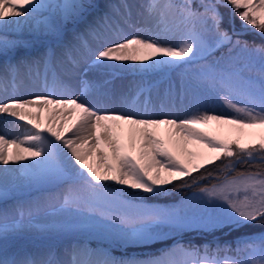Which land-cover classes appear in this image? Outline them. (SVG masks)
Masks as SVG:
<instances>
[{"label": "snow or ice", "instance_id": "6c2138e0", "mask_svg": "<svg viewBox=\"0 0 264 264\" xmlns=\"http://www.w3.org/2000/svg\"><path fill=\"white\" fill-rule=\"evenodd\" d=\"M90 7L84 0H0V28L15 25L22 30L28 25L35 38L50 41L41 56L15 59V50L28 47L29 42L0 36V56L5 58L0 89L7 92L17 87L21 67L28 68L30 75L35 67L44 89L42 94L0 100V118L24 124L20 136L9 139L0 134V169L5 176L0 198L10 191L9 174L13 188L70 181L54 211L75 219L53 227L86 230L123 247H151L169 233L193 226L217 230L264 224V170L225 175L219 183L199 188L202 198L215 208L196 217L142 202L143 193L161 195L169 185H197L212 176L209 168L217 166V161L224 173L235 171L239 164L264 168V46L234 40L239 34L221 27L224 17L219 11L230 8L245 29L250 25L264 37V0H200L198 8L193 0H146L140 7L142 15L153 20L149 27L132 23L133 5L127 0L109 5L110 11L93 22L85 16ZM79 23L85 24L84 30L74 27L67 39L68 25ZM124 26L133 30L127 32ZM88 36L99 41L96 48ZM226 45H232L226 60L199 65L195 77L198 86L217 94L224 106L219 113L216 108L201 110L199 105L183 116L151 113L147 108L141 112L134 104L116 110L86 98L100 93L109 81L81 79L73 92L71 76L82 62L88 68H130L142 76L166 77ZM236 48L240 52L231 55ZM57 49L60 63L69 65L68 79L52 70ZM245 52L259 54L258 68L257 58L251 56L241 63ZM154 86L141 80L136 94L150 93ZM213 122L234 135L225 137L202 127ZM245 135L254 138L243 141ZM109 182L135 190L141 202L125 199L130 194L122 190L109 192ZM38 210L37 202H17L11 209L0 210V264H264V233L242 240L234 255H220L232 251L228 245L212 248L177 242L156 253L121 258L80 244L65 251L67 259L53 249L37 256L24 252L17 240L33 227L32 217Z\"/></svg>", "mask_w": 264, "mask_h": 264}, {"label": "rangeland", "instance_id": "374dc122", "mask_svg": "<svg viewBox=\"0 0 264 264\" xmlns=\"http://www.w3.org/2000/svg\"><path fill=\"white\" fill-rule=\"evenodd\" d=\"M113 4L111 0H93L91 3L92 7L88 8L85 12V16L87 19H91L97 12L103 10L105 12H109V5H116L118 0H113ZM145 1L146 0H142ZM223 2V0H221ZM85 3H90L91 0H84ZM136 3H141L139 0H135ZM164 2V0H163ZM202 11V9H200ZM133 22V20H132ZM84 24H82L83 26ZM74 25H68V34L72 32V27ZM81 26V27H82ZM76 30L79 31V28ZM125 29H128L127 32L131 31V27L124 26ZM3 30V28H0ZM133 30V29H132ZM239 31V30H236ZM11 32V31H10ZM14 33V32H13ZM67 34V35H68ZM19 35V34H18ZM12 38V37H7ZM234 39V38H233ZM40 45L35 46L33 48L30 47H21L20 51L18 52V57H39L44 54L46 48L49 46L50 41L43 38H39ZM90 45L95 48L99 41L96 40L94 37L90 38L89 41ZM232 45H226L225 49L220 55H208L204 60H201L193 65H191L188 69L180 68L175 70L174 72L170 73L166 77H162L159 75H141L140 73H133L130 74L122 73L120 77L116 79H120L121 83L123 84V89L120 90L119 96L123 97L127 101L131 102L132 100L138 103L136 109L141 112H144L145 107L144 105H149L147 110L151 113H175L180 116H183L187 109L199 105L201 110L208 109V108H216L219 111H222L224 106L222 102L219 100V97L214 92L206 91L202 86H198V81L196 80V74L199 72V65L201 64H208L212 63L217 59H221L222 57L227 58L229 52V48ZM238 52H240L239 48L234 49L231 55L235 56ZM257 58V68L258 64V53H241V63L247 62L249 57ZM16 59V55L14 57ZM2 62H5V58H1ZM52 64L57 65V61L53 60ZM22 69L27 70L28 68L22 67ZM33 71L36 72L35 67H33ZM41 73H43V66L40 67ZM256 72L253 70L252 75H255ZM115 75V74H114ZM127 75V76H124ZM114 77V76H113ZM125 77V78H123ZM43 78V77H42ZM129 82H128V81ZM141 80H146L149 82H153L155 86L151 89L150 93H145V95H137L136 94V84ZM124 81V82H123ZM128 82V83H127ZM125 83V84H124ZM43 86V79L42 84ZM80 84H74L73 92H75L79 88ZM10 90V87L8 88ZM104 89L102 88L101 91ZM10 94V93H9ZM103 94V93H102ZM98 93H92V97L98 96ZM137 97V98H136ZM95 99H98L95 98ZM137 99V100H136ZM93 100V99H92ZM132 101V102H133ZM131 102V103H132ZM24 126V125H23ZM206 129L210 132H213L218 135L225 136L229 133L226 127L221 128L220 126L216 125L214 122L210 125L206 126ZM253 131V130H249ZM22 135V134H21ZM244 137V136H243ZM192 147V146H191ZM229 177L236 176L235 174H227ZM225 175H222L218 178L217 181L212 182L210 184L201 186H211L212 184L219 183L223 180ZM31 184H19L15 188L12 187V182L9 186V193L6 198H0V210L5 208L11 209L13 205L17 202H39L41 203L42 199L45 202L39 205V210L35 211L32 217V225L33 227L25 230L21 233L19 239L17 240V245L24 250V252L36 254L39 256L40 254H45L49 249H55L54 251L58 254L59 257L63 259H67L68 257L65 255V251L69 250L72 246L80 244L82 246H87L90 249H95L98 251L106 250L107 246H116L115 243H111L110 241L104 239L102 236L98 234H89L86 230H71V233H65V230H47L45 227H40L41 224L49 223L53 220L63 219L66 217H70L72 215L64 214L58 216H51L54 209L59 208L62 201V195L64 192L69 188L71 182L70 181H54V182H46L44 185L45 187H38V188H29ZM0 185H3L0 182ZM191 189L186 191L179 196L177 199L172 201H162V200H148L142 199V202L146 205H150L157 208L163 209H179L182 214H186L189 217H196L205 213V211H213L215 205H212L206 202L203 199V194L199 192V188ZM26 189L25 192H19L17 190ZM115 190H124L123 186L116 185V186H109L108 191L112 192ZM130 195L126 196L125 199H132L135 203H140V198H132L131 195H135V191L131 189L128 192ZM242 195V194H241ZM51 216V217H50ZM53 217V218H52ZM57 217V218H56ZM74 217V216H73ZM39 227V228H38ZM195 227V226H193ZM191 228V227H190ZM174 233V232H171ZM169 233V234H171ZM264 233V228L260 230H251L248 232V235L243 236L241 240H244L248 237L259 236L260 234ZM179 242V239L174 237L172 241L169 243V247L173 246L175 243ZM33 243H38L37 245ZM45 244L44 248H41L40 244ZM180 243V242H179ZM119 249L120 253H116L114 251H110V254L116 258H121L125 256H130L132 254H141L145 249H137V248H126L123 246H116ZM162 248H158L157 250H162ZM157 251V252H158ZM109 252V251H108ZM156 253V252H154ZM96 259L98 257H92Z\"/></svg>", "mask_w": 264, "mask_h": 264}, {"label": "trees", "instance_id": "16d2710c", "mask_svg": "<svg viewBox=\"0 0 264 264\" xmlns=\"http://www.w3.org/2000/svg\"><path fill=\"white\" fill-rule=\"evenodd\" d=\"M93 1V0H91ZM176 2H179V0H176ZM221 3H223L221 1ZM200 0H193V6L194 7H199ZM241 9L240 11H242ZM219 11L224 17L223 23L221 27L223 29H227L229 33H232L235 31V33L239 34L238 36H233L234 40L239 38L242 41H247L250 46L253 45H260L264 46V37H262L259 32L254 31L252 27L249 25L247 29L244 28L242 21L239 18L238 13L234 14L232 10L228 7H220ZM239 30V31H236ZM1 35H4L3 33H0ZM225 49L224 47H221L219 49H216L214 52L211 54L213 55H220L223 50ZM234 135V133H227L225 135ZM254 137L245 135L242 137L243 141H249L253 139ZM217 166H212L209 168V171L212 172V176L207 178V179H201L197 185L194 186H188V187H176L173 188L171 185L166 186L167 191L161 195H154V194H148V193H143L142 197L144 199L148 200H162V201H172L177 199L179 196H182L183 193H185L188 190L195 189L207 184H210L212 182H215L218 180V178L222 175H227V174H235V173H240V172H247V171H262L264 168H262L260 165H257L255 167L249 166V165H244V164H239L236 166L235 171H229L228 173H224L220 171V167H222L221 162L217 161L216 162ZM204 170H201L203 172ZM194 175H199V173H194ZM46 182H38L30 185L29 188H38V187H45ZM175 183H180V182H175ZM117 185L114 182H109V186H114ZM125 189L124 192H129L131 191L130 188H127L123 186ZM24 190H17L19 192H23ZM135 191V190H134ZM132 198L136 199V196L131 195ZM75 217L70 216L66 217L63 219H58V220H53L49 223L46 224H41L40 227H45L47 230L52 229V230H65V233H71L75 229H57L54 228L53 225L59 224L61 222H67V223H72L74 221ZM264 228V224L262 223H253V224H248L239 228H223V229H217V230H206V229H199L197 227H189L184 229L181 232H174L168 235L167 238H165L162 242H155L152 244L151 247L143 248V247H126V248H137V249H145L142 253H154L157 252L158 248L163 249L165 247H169V243L172 241V239L177 237L179 239L180 243L183 244H188L191 243L196 246H205V245H211L212 248H216L217 245L220 246H225L228 245L232 249V251H229L227 253L221 252L220 255H234L235 254V249L238 244L242 241L241 238L243 236L248 235V232L251 230H260ZM73 230V231H71ZM77 231V230H76ZM89 234H95V233H90ZM34 245L38 243H33ZM41 248H44L46 245L45 244H40ZM116 246H121L119 244H116ZM116 246H107L106 250L107 251H114L116 253H120L119 249L116 248ZM53 250H55L53 248Z\"/></svg>", "mask_w": 264, "mask_h": 264}, {"label": "bare ground", "instance_id": "6f19581e", "mask_svg": "<svg viewBox=\"0 0 264 264\" xmlns=\"http://www.w3.org/2000/svg\"><path fill=\"white\" fill-rule=\"evenodd\" d=\"M132 1H131V5H133V7H132V20H133V22L132 23L136 26H139V25H143L145 27L151 26L153 23V20L150 17H148L146 13H144L142 15L144 10L140 6H138L139 3H136L135 1H133V4H132ZM139 1L141 3H145V1H142V0H139ZM159 2L163 3V0H159ZM31 23H34V21H32ZM82 24L83 23L76 24L72 27V29L74 27H75V29L78 27H81ZM3 29H7L11 32L18 33L19 35L11 36L12 38H9V39H18V40L28 41L29 42L28 47H30V48H33L35 46H39L41 44L39 39L35 38L32 34H30L31 30H30L28 25L23 26L22 30H16L15 25H10L9 27L3 28ZM131 31H132V29H131ZM71 34H72V32L69 33L66 38L71 39ZM91 37L92 36H88V37H86V39L88 41H90ZM21 47H23V45H21L19 48H17L15 50L16 59L21 58V57H18V52L20 51ZM1 58H2V56H0V71H2L3 64H4V62H2V60H1ZM53 60L57 61L58 68L61 69V71L63 70V73L67 74L69 65L67 64V62H65L63 64L60 63L61 57H60V50L59 49H57L56 57L53 58ZM86 69H87V71H86ZM80 72H82V74H84V75L87 74L84 79H87L89 81H94V82H98V83H102L104 81H109V83H107L106 85L103 86L104 90L101 91L100 93H98L99 94L98 96L92 97V96H90L92 94H90L86 97L87 99H89V100L93 99L92 101L98 102L103 107H106L109 109H116V110H119V109L124 108L128 105H133V104H134L135 108H136V106H138L137 105L138 103H136L135 101H133L131 103V102L127 101L126 99H124L123 97L119 96L120 90L123 89V84L121 83L120 79H116V78L120 77V74H122V73L130 74V72H134L130 68H121V67H117V68H107V67L88 68L87 63H83V65L81 63L79 66V73ZM134 73H138V72H134ZM124 76H127V75H124ZM123 78H125V77H123ZM79 82H80V80L76 81L75 84H78ZM42 93H43V91H34L33 89H25V90H21L19 92L14 93V95H12V96L28 97L31 94H42ZM93 93H96V92H93ZM9 96H10V94L0 95V100H3V98L9 97ZM97 97H98V99H95ZM148 106L149 105H144L145 108H149ZM23 125H24L23 122L15 121L14 118H0V134L6 135L9 139L15 138L17 136H20L24 132V126ZM202 127H204L206 131H209L206 129V126H202ZM191 146L194 147L193 145H190V147ZM4 181H5V176H4L2 169H0V182L3 184ZM7 181H8V185H10V183L12 182L11 174L8 175ZM43 202H45L44 199H42L41 203H43ZM41 203L39 202V205ZM65 214H67V213H65ZM53 215L55 217L58 215L60 216L61 214H57L56 212H53L51 214V216H53Z\"/></svg>", "mask_w": 264, "mask_h": 264}, {"label": "water", "instance_id": "95a60500", "mask_svg": "<svg viewBox=\"0 0 264 264\" xmlns=\"http://www.w3.org/2000/svg\"><path fill=\"white\" fill-rule=\"evenodd\" d=\"M128 29H125V31H127Z\"/></svg>", "mask_w": 264, "mask_h": 264}]
</instances>
